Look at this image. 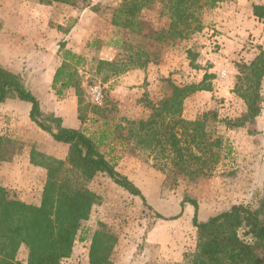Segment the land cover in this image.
<instances>
[{
  "label": "rangeland",
  "instance_id": "374dc122",
  "mask_svg": "<svg viewBox=\"0 0 264 264\" xmlns=\"http://www.w3.org/2000/svg\"><path fill=\"white\" fill-rule=\"evenodd\" d=\"M163 1L157 0L144 11L147 24L139 34L113 23L122 0H89L77 6L49 0H0V64L20 75L36 97L44 100L40 103L45 115L61 117L55 108L63 98L52 89L61 63L60 44L82 55L84 61L78 68L84 88L82 101L74 90L64 98L76 99L79 129L96 140L105 132L101 151L116 161L117 170L144 196L143 200L130 194L102 174L87 181L101 202L82 225L84 239L78 238L72 255L61 264H89L91 239L97 231L116 237L111 256L116 264H191L196 228L195 207L190 201L198 203V219L206 220L234 204L255 203L263 193L264 104L262 114L253 122L227 127L225 120L241 116L246 108L233 92L237 65L244 61L238 57L232 60L234 78L217 73L221 66L217 62V14L224 4L235 0H201L190 7L178 34L172 37L164 34L171 20L162 14ZM224 65L230 67L229 63ZM206 73L215 75L206 81L211 91L189 95L181 114L188 121L201 119L206 113L209 118L199 144L189 143L191 137H185L187 162L178 168L165 146L139 144L130 134L133 127L129 121L148 119L152 110L145 106L146 101L160 103L168 97L166 79L178 85L200 83ZM262 91L264 95V84ZM19 112L22 121L26 120V110ZM34 125L27 126L32 134L27 141L13 138L9 130L0 135L14 145L7 148L14 158L26 148L36 161L54 158L36 150L41 143L52 152L54 142ZM21 165L17 185L10 189L20 199L39 204L46 169H30L24 160ZM18 257L26 261L25 248Z\"/></svg>",
  "mask_w": 264,
  "mask_h": 264
},
{
  "label": "trees",
  "instance_id": "16d2710c",
  "mask_svg": "<svg viewBox=\"0 0 264 264\" xmlns=\"http://www.w3.org/2000/svg\"><path fill=\"white\" fill-rule=\"evenodd\" d=\"M88 1L49 0V3L77 6ZM156 1L122 0L114 12L113 23L133 33H142L147 24L144 11L150 10ZM200 2L164 0L162 14L171 20L169 30L164 34L177 35V28L186 19L190 7ZM253 14L264 22V4L253 5ZM59 52L61 63L54 73L52 89L58 98H64L74 90L81 103L84 88L78 68L84 58L63 43ZM237 66L233 92L246 108L241 116L225 120L229 128L243 127L263 112L264 49L260 48L252 61ZM209 77L215 75L206 73L200 83L185 85L166 79L170 94L160 103L146 101L145 106L152 113L148 119L129 121L133 127L129 129L130 134L138 138L139 144L150 148L165 146L173 155L174 165L182 168L187 162L184 149L188 147L184 144L188 141L185 137H191L189 143L199 144L204 122L209 118L206 113L195 121L184 119L181 114L183 103L193 93L211 91V85L206 83ZM9 93H15L20 101L28 103L31 121L56 142L66 144L68 151L65 159L42 157L41 161H36L31 155V163L46 169L39 204L20 199L0 179V264H61L72 255L78 238L84 239L82 225L89 219L93 207L101 202L100 195L86 185L87 181L102 174L130 194L143 200L144 196L138 186L117 170L116 161L108 159L101 151L105 132L96 140L79 128L64 127L61 117L53 113L45 115L40 100L22 77L0 64V103ZM10 143L0 137V162L15 159L7 151L14 147ZM189 158L201 159L197 156ZM190 202L195 207L193 225L196 228V250L191 264H264V190L255 203L234 204L206 220L198 219V203ZM116 241L112 234L95 232L89 249V264H116L111 257ZM22 248L27 251L26 261L18 257Z\"/></svg>",
  "mask_w": 264,
  "mask_h": 264
},
{
  "label": "crops",
  "instance_id": "0c3cea01",
  "mask_svg": "<svg viewBox=\"0 0 264 264\" xmlns=\"http://www.w3.org/2000/svg\"><path fill=\"white\" fill-rule=\"evenodd\" d=\"M255 4H264V0H235L234 2L224 4L219 9L217 14V29L219 33L216 35H218L217 39L220 44V50L217 62L221 65L220 69H225H222L221 72L220 69L218 72L216 71L219 76L228 75L231 77L236 74V69L232 63L233 59H237L238 57V60L242 59L244 62H250L259 53L260 48L264 49V22L254 16L253 5ZM226 63H229L230 67L225 68L224 64ZM39 100L41 102L44 101L42 98H39ZM59 102V105L55 109L62 117L63 126L80 128L81 123L78 118L75 97L63 98ZM20 109L26 110V118H24L26 120L24 121L20 117ZM30 109L31 106L29 104L20 101L14 93H9L5 101L0 103V135H5L8 132L7 130H9L10 133L14 134L13 138L18 137L17 140L27 141L32 138L31 132L27 129L28 127L35 126L29 117ZM6 115L10 116L11 119L5 118ZM6 120L9 122L8 124H5ZM36 128L38 129V127ZM51 140L54 142L52 146L54 151L50 152L45 149L41 143H38L36 150L44 152L47 155H52L57 159H65L68 151V147H65L66 144L56 142L52 137ZM60 150L61 152L58 153ZM31 153L26 148L22 155H17L20 160H17L16 157L13 161L3 162L0 166L2 184H5L7 188H13L17 185L18 174L16 173L20 172L23 160L30 166V169L39 170L41 168L31 163ZM42 178L43 181L46 179V173H44V177Z\"/></svg>",
  "mask_w": 264,
  "mask_h": 264
},
{
  "label": "built area",
  "instance_id": "2783aa9c",
  "mask_svg": "<svg viewBox=\"0 0 264 264\" xmlns=\"http://www.w3.org/2000/svg\"><path fill=\"white\" fill-rule=\"evenodd\" d=\"M99 96H97V98H98Z\"/></svg>",
  "mask_w": 264,
  "mask_h": 264
}]
</instances>
